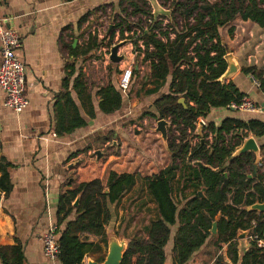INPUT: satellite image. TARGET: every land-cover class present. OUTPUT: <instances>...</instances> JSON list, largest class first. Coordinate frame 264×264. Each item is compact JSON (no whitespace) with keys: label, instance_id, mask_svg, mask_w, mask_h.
I'll return each mask as SVG.
<instances>
[{"label":"trees","instance_id":"1","mask_svg":"<svg viewBox=\"0 0 264 264\" xmlns=\"http://www.w3.org/2000/svg\"><path fill=\"white\" fill-rule=\"evenodd\" d=\"M159 2L170 11V16L161 15L156 19L147 0H118L111 6L114 21L119 15L124 16L115 26L119 39H131L134 52L144 55L143 61L149 63V77L157 85L147 95L159 96L140 119L166 120L176 129V136L168 144L169 165L143 178L150 202L155 205L152 210L155 217L142 229L141 235L135 234L128 239L122 264H167L170 260L171 264H189L211 241H215L218 251L227 247L225 256L229 260L226 263L225 258L218 257L214 264H264V251L255 243L252 242V248L242 259L237 249L240 233L250 230L253 222L259 224V233L264 230L261 224L264 214L247 210L264 203V172L258 168L257 175L249 177L254 174L256 164L253 153L232 159L251 134L256 138L264 136V121L227 118L219 127L208 123L202 137L196 135L200 119H207L212 110H231L232 104L240 106L247 98L234 79L220 82L228 69L223 34L227 30L230 38L234 37L236 28L233 25L237 19L264 29V0ZM107 9L108 6L103 5L88 12L78 23L79 29L99 12L105 15ZM135 17L136 23L130 20ZM164 21L168 25L164 26ZM127 34L133 36L127 37ZM109 36L113 42L116 32L113 30ZM99 47L98 37L90 35L85 54ZM115 71L120 73L118 69ZM240 73L256 79L264 94V71L254 66L242 68ZM99 95L100 110L105 115L119 113L127 102L118 84L101 88ZM181 99L184 104L180 103ZM83 126L86 124L78 122L77 127ZM74 131L75 126L64 127L58 133ZM211 136L212 142L208 140ZM195 138L199 142L194 146ZM113 141V133L100 139L101 148L109 145L99 161L95 153L88 154L91 147L71 157L76 163L68 171L73 189L61 195L56 216L61 264H84L86 256L94 251L93 244L82 236H97L109 244L107 229L113 217L110 206H118L137 183L136 175L116 172H111L107 181H103L106 161L120 155ZM261 149L264 150V146ZM11 169L12 165L1 158L0 191L6 195L11 190ZM178 179L180 201L174 197ZM74 215L75 218L66 224ZM215 223L217 232L214 234ZM0 258L4 264H26L20 244L1 247Z\"/></svg>","mask_w":264,"mask_h":264},{"label":"crops","instance_id":"2","mask_svg":"<svg viewBox=\"0 0 264 264\" xmlns=\"http://www.w3.org/2000/svg\"><path fill=\"white\" fill-rule=\"evenodd\" d=\"M117 2L118 0H0V18L5 19L7 27L15 30L22 40L18 56L26 66L25 95L29 100L27 109L17 114L4 106V96L0 92V159L5 158L12 165L10 193L6 195L4 191H0V248L20 244L24 249L26 264H61L59 260L50 261L45 256L42 239L51 225L56 226L61 195L73 189L68 171L76 165L71 161L76 153L91 147L88 154L100 151L104 157L109 143L101 148L99 141L113 133L118 145L113 146L120 149V155L112 156L106 161L103 181H107L111 172L137 176L136 185L121 203L110 206L113 217L109 227L118 218V211L115 214V210L132 198L129 195L132 192L146 190L143 178L155 174L144 175L142 172L146 164L151 167L155 163V150L147 146L150 141L148 137L153 134L149 133L148 125L153 120H136L140 113L138 104L141 101H152L153 104L157 99L154 95H147L157 87L156 82L149 77V63L143 61L142 55L141 69L148 74L142 78L137 90L130 89L132 100L129 104L130 91L124 93L127 102L123 110L105 115L100 110L99 91L111 83L119 85L123 70L129 66L125 67V63L119 66L121 73L115 75V64L109 62L108 58L102 65L99 63L102 61L94 57L92 64L88 61L90 57L101 54L99 48L85 54L90 35L97 36L100 43L102 32L98 25L100 15L103 16L101 12L92 16L81 29L78 27V23L88 12L103 5L108 6L109 12L112 4ZM108 12L105 16H109ZM233 26L236 28L234 37H228L227 30L224 31L223 43L235 50L234 56L241 70L255 66L264 71V29L241 19H237ZM250 47L254 55L249 56L246 63L242 61L241 55L247 53ZM248 54L250 55L249 52ZM134 61L131 58L128 63ZM1 63L0 46V66ZM240 72L233 78L234 82L260 110L256 113L212 110L207 119H200L206 126L213 123L219 127L227 118H257L264 121V94L254 84L252 77ZM168 83H171V78ZM78 122H83L86 127H77ZM74 126L75 131L71 134L58 133L59 129ZM250 137L255 139L260 148L258 168L264 172V150L261 149L264 146V136L256 138L251 134ZM208 140L212 142V136ZM198 142L199 139L195 138L192 144L195 146ZM1 176L0 174V178ZM255 176L252 175L251 178ZM180 187L178 179L176 196L179 197ZM141 203L143 207L145 202ZM153 207L152 210L155 205ZM74 218L75 215L70 217L66 224ZM249 235L250 230L239 235L237 249L240 259L252 248ZM82 238H87L95 248L86 256L84 264H88L90 260L103 262L108 254V244L93 235ZM226 248L224 246L218 251L215 241H211L193 256L189 264H214L218 257L225 258V262L229 263L225 256ZM0 264H4L1 258Z\"/></svg>","mask_w":264,"mask_h":264},{"label":"rangeland","instance_id":"3","mask_svg":"<svg viewBox=\"0 0 264 264\" xmlns=\"http://www.w3.org/2000/svg\"><path fill=\"white\" fill-rule=\"evenodd\" d=\"M108 10H109V8L107 9V12H108ZM108 15L109 16H105L104 14H103V16L100 15L101 21L99 20V22H100L99 24L101 26L98 25L101 29V32H102L101 33L102 37H101V39H99L100 40V43H99L100 47L98 49V50L101 49V54H100V56L95 55V56L90 57L91 59H88V61L91 62V64H92V61H93L92 59L94 57L96 60H99V61L101 60L102 62H99V63L102 65L104 60H106L107 58L109 60L110 51H111L112 47L121 44V47H120L118 54L120 56H124L125 59L122 63L118 64V67H115V68L118 69V72H120L119 66L126 64L125 67L126 66L131 67L133 70V73L135 72V70H137L139 72V74H137V76H134V74H133V81H132L131 90L134 89V91H135L138 89V85L141 82L142 78H144L148 74V72L143 71L141 69V63H140L141 56L138 55V53L134 52V46L131 43L132 42L131 39H126V40H120L119 39V33H118V30L115 29V26H116V24L120 23V21H121L120 18H123L124 16L119 15L120 17L114 21L113 20L114 19L113 13H112L111 9L108 12ZM130 20L132 22L136 23L138 19L135 17V18H130ZM166 25H168V22L164 21V26H166ZM113 30H114V32H116V37L112 42L109 34ZM136 32H137L138 36H140V31L137 30ZM225 32H226V30H225ZM126 36L127 37L133 36V34H130V35L127 34ZM228 37H229V35H228ZM110 44H112V45H110ZM141 44H142V42H140V45ZM228 48H230V47H228ZM230 50L233 54H235V52H234L235 50H233L232 48H230ZM250 50H248L247 53H244L243 55H241L242 61L244 60V62L247 63L248 57L251 55H254V54H252L253 53L252 47H250ZM248 52L250 53V55L248 54ZM131 58H134V60H135L134 63H128ZM109 62H110V60H109ZM115 66H116V64H115ZM139 69H140V71H139ZM142 72H144V73H142ZM120 73H117V71H114L115 75H119ZM131 90H130V94H129L128 104L132 100ZM157 97L155 96V98H157ZM138 105L139 106L137 107V109H138V112H140V113H139L138 118L136 120H139L140 117L143 114H145L146 111L149 110L150 106L152 105V101H150L149 103L141 101ZM145 119H152L153 120V122L148 125L149 126V128H148L149 133H153V134H151V136L149 135L148 138L150 141H148V142L150 143V145L148 143L147 146L149 149L155 150L154 151L155 163L151 164L150 165L151 167H148L149 164H146V166H144L143 170H142L144 175H150V174H154V173L158 172L160 169L169 165L170 157H169V153L167 152V149L164 145V142L161 138V135L156 133V131H155L157 128L158 121L153 119V118H150V117L145 118ZM169 130H170V132H169ZM175 136H176V129H175V127L170 126L168 128V144H169L170 140H172ZM114 142H116V141H114ZM119 142L120 141H118V143ZM116 145H117V142H116ZM154 159L152 161H154ZM102 174H103V171H102ZM104 178L106 179V177H104ZM129 195H131L132 198L128 201L127 200L124 201L122 207L117 208L115 210V214L118 211V215H117L118 218L116 221H114V223L111 225V227H109L107 229L108 240H110L111 238H114V239H117L118 241H126L127 242L131 236L135 235L136 233H142V228L148 227L150 225V221L155 216V214L152 212L154 205L150 202L148 196L146 198L147 193H146L145 189L139 190L138 192H132ZM174 197H175L176 201H180V197L176 196V193H175ZM140 199H142V200L139 201ZM138 202H140V203H138ZM141 202H145L146 205L142 207ZM112 210L114 212V209H112ZM120 223H121V225H120ZM170 258H171V254L169 252V260H170ZM169 263L171 264V260Z\"/></svg>","mask_w":264,"mask_h":264},{"label":"built area","instance_id":"4","mask_svg":"<svg viewBox=\"0 0 264 264\" xmlns=\"http://www.w3.org/2000/svg\"><path fill=\"white\" fill-rule=\"evenodd\" d=\"M0 46L2 56V63L0 66V92L4 96V106L20 114L29 106V100L25 95L27 70L18 56V51L22 47V40L15 30L7 27L6 20L3 18H0ZM132 81V68H125L119 81V86L124 93L130 89ZM252 81L257 87H260V83L256 79L252 78ZM229 108L241 113H256L260 110V108L248 98L244 100L242 105L237 106L232 104ZM261 224L264 226V218ZM259 228V224L253 222L249 238L251 242L256 244L257 248L264 251V230L262 233H259ZM42 241L45 256L50 261H57L60 253V247L57 242V227L51 225L44 234Z\"/></svg>","mask_w":264,"mask_h":264},{"label":"water","instance_id":"5","mask_svg":"<svg viewBox=\"0 0 264 264\" xmlns=\"http://www.w3.org/2000/svg\"><path fill=\"white\" fill-rule=\"evenodd\" d=\"M147 1L151 5L153 9L154 17L156 19L161 15L170 16V11L163 8L159 0H147ZM224 46L227 52L224 59L228 64V69L226 73L223 75V77L220 79V82L222 83L232 80L241 70L238 60L234 56V54L231 52L230 48H228L229 46H226V45ZM120 47H121V44L112 47L110 51V56H109L110 62L114 64H120L124 61L125 57L120 56L118 54ZM180 103L184 104L185 103L184 99H181ZM170 126H171L170 122L166 120H160L158 121L157 128L155 130L156 133L161 135V138L167 150H168V128ZM205 127H206V124L203 121H200L198 124V129H197L196 134L202 137V133ZM112 145L117 147L116 142H113ZM247 153H253L256 156V164L254 166V174H253L255 176L257 173L258 167H259L260 148L258 147L253 137H250L243 142L241 147L238 148L236 152L234 153V155L232 156V159L238 158L239 156L247 154ZM97 156H98L97 160L99 161L103 157V153L98 151ZM249 177L251 178V176ZM0 200H1V196H0ZM76 205H78V202L76 203ZM247 210L264 214V203H257L251 207H248ZM216 231H217V224L215 223L213 226V233L215 234ZM127 248H128V241L127 242L118 241L117 239L111 238L109 240L108 254H107L105 261L103 263H99V262L90 260L88 264H122ZM167 264H170V263H167Z\"/></svg>","mask_w":264,"mask_h":264}]
</instances>
